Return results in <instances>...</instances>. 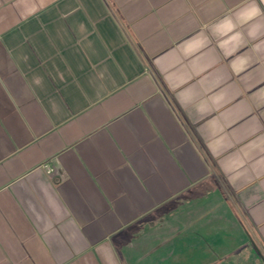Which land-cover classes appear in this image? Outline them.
Returning <instances> with one entry per match:
<instances>
[{"label": "crops", "instance_id": "0c3cea01", "mask_svg": "<svg viewBox=\"0 0 264 264\" xmlns=\"http://www.w3.org/2000/svg\"><path fill=\"white\" fill-rule=\"evenodd\" d=\"M0 264H264V0H0Z\"/></svg>", "mask_w": 264, "mask_h": 264}, {"label": "built area", "instance_id": "2783aa9c", "mask_svg": "<svg viewBox=\"0 0 264 264\" xmlns=\"http://www.w3.org/2000/svg\"><path fill=\"white\" fill-rule=\"evenodd\" d=\"M48 171H49L50 173H53V172H54V169H53V168H48Z\"/></svg>", "mask_w": 264, "mask_h": 264}]
</instances>
